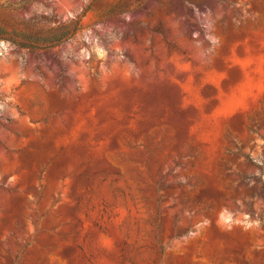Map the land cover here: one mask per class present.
<instances>
[{
  "label": "rangeland",
  "instance_id": "obj_1",
  "mask_svg": "<svg viewBox=\"0 0 264 264\" xmlns=\"http://www.w3.org/2000/svg\"><path fill=\"white\" fill-rule=\"evenodd\" d=\"M259 176L264 0H0V264H264Z\"/></svg>",
  "mask_w": 264,
  "mask_h": 264
},
{
  "label": "trees",
  "instance_id": "obj_2",
  "mask_svg": "<svg viewBox=\"0 0 264 264\" xmlns=\"http://www.w3.org/2000/svg\"><path fill=\"white\" fill-rule=\"evenodd\" d=\"M77 28H78V24H77V23H75V24L72 25L71 27L68 26L67 33H68L69 31L74 32ZM24 45H29V44H24ZM244 181H245V184H246V185L249 184V180H248L247 178H245V177H244ZM257 184L259 185V190H258V192L254 191L252 195H253V196H255V195H259V196H261V197L264 198V180L262 179V177L259 176V177L257 178Z\"/></svg>",
  "mask_w": 264,
  "mask_h": 264
}]
</instances>
